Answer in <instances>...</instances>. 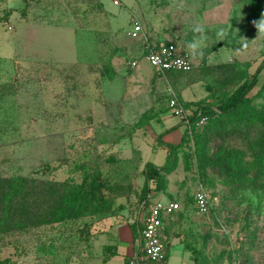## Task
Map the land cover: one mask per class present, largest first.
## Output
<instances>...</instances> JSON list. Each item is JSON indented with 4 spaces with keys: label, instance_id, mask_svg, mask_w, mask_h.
Wrapping results in <instances>:
<instances>
[{
    "label": "rangeland",
    "instance_id": "1",
    "mask_svg": "<svg viewBox=\"0 0 264 264\" xmlns=\"http://www.w3.org/2000/svg\"><path fill=\"white\" fill-rule=\"evenodd\" d=\"M261 21L264 0H0V187L23 186L7 200L0 264H122L145 191L180 204L165 219L169 264H264V122L242 105L189 130L169 103L218 105L256 73L245 96L264 111ZM145 38L176 42L193 67L154 71L138 55ZM147 165L165 167L160 180ZM78 185L85 206L50 222ZM39 214L49 222L33 225Z\"/></svg>",
    "mask_w": 264,
    "mask_h": 264
},
{
    "label": "built area",
    "instance_id": "2",
    "mask_svg": "<svg viewBox=\"0 0 264 264\" xmlns=\"http://www.w3.org/2000/svg\"><path fill=\"white\" fill-rule=\"evenodd\" d=\"M118 4V0H112ZM132 30L128 32L131 37H137L141 30L138 20L133 19ZM142 59L146 61L154 71L163 73L167 71H185L193 67V59L188 51L180 48L174 41L148 42L145 39ZM131 67L138 64L137 60H130ZM170 106L173 112L183 119V122L190 130L187 111L182 102L175 96L170 98ZM199 119L196 127H201L206 122V116L198 111ZM148 195L147 200L141 202L140 228L136 237L135 250L126 257L125 264H164L165 244L168 235L165 231L164 219L177 211L180 204L175 200L160 199L151 200ZM194 206L198 211L205 213L210 209V204L203 189H198L193 195Z\"/></svg>",
    "mask_w": 264,
    "mask_h": 264
},
{
    "label": "trees",
    "instance_id": "3",
    "mask_svg": "<svg viewBox=\"0 0 264 264\" xmlns=\"http://www.w3.org/2000/svg\"><path fill=\"white\" fill-rule=\"evenodd\" d=\"M264 64V61L258 66L257 72L260 68H262ZM256 80V73L251 77V79L245 80L237 89H235L228 97L225 98L224 101H220L218 105L213 106L211 103L201 101L197 103L195 107H192L189 102L181 101L184 108L189 111L187 114L188 117V123L190 126V129L193 130L196 127L195 123L199 119L198 111L200 110L201 115L206 116V122L201 127L207 126L210 123H213L214 121H217L219 118H221L224 115H232V112L240 111L242 108V113H250L254 116H257L259 119H262L261 121L264 122V111L256 109L255 107L251 106L249 103V100L245 96L246 93L252 88L254 85V82ZM181 100V99H179ZM242 108H236L242 106ZM189 109H192L190 111ZM181 125L187 127V125L183 122V119L179 122ZM263 142L260 144V151L258 154V161L261 164L260 169H264V137H262ZM172 146V145H169ZM171 148V147H170ZM171 152V149H170ZM226 157H230L231 159H234L236 166L234 167L236 174L241 177L246 175L250 169L251 165L246 164L243 162L242 158V152L239 150H231L227 151L225 154ZM149 168L145 169V175L147 182L150 179H154L155 177H158L160 180V170L165 169V167H154L153 165H147ZM172 165H169L166 169H171ZM259 175V174H258ZM25 179H21L20 181L25 182ZM18 181L12 179L7 180V191H5V183L2 184L0 187V203L2 205L0 206V234L6 233L7 231L11 230L13 227L9 224V216L11 215V209L9 206H7L8 202L7 200H11V194L14 192H20L22 189V185L17 184ZM253 182V181H252ZM84 193V188L81 185H78L76 188H72L69 190L61 200V205L57 206L52 214V218L49 220L50 222H61L67 218H69L71 212L74 208H80L81 206H85L86 204V198ZM149 195V192L145 191L143 195V200H147ZM86 199V200H85ZM7 204V205H6ZM47 221L45 216H42L41 214L36 216V221L33 225H39L42 223L49 222ZM25 221H17L15 222V226L17 229H23L25 227ZM140 223L137 222L134 230V237H137L138 230L140 228ZM168 242V241H167ZM109 248V247H107ZM166 254V253H165ZM164 258L166 259V255H164Z\"/></svg>",
    "mask_w": 264,
    "mask_h": 264
},
{
    "label": "crops",
    "instance_id": "4",
    "mask_svg": "<svg viewBox=\"0 0 264 264\" xmlns=\"http://www.w3.org/2000/svg\"><path fill=\"white\" fill-rule=\"evenodd\" d=\"M132 30V28L129 30V31H131ZM128 31V32H129ZM130 38H140V33H139V35H137V37H131L129 34H127ZM146 39V38H145ZM145 39H141V50H140V53L138 54L139 56H140V54H143V51H144V45H145ZM147 41H148V39H146ZM148 42H150V41H148ZM151 43H155V42H151ZM139 56H134V58L133 59H131V60H136V58L137 57H139ZM139 62V61H138ZM146 62V61H145ZM131 68H134L135 70H137V69H139L138 68V64H137V66H135V67H131ZM153 69V68H152ZM154 70V69H153ZM167 72H171V71H167ZM167 72H163V73H167ZM181 101V100H180ZM180 118V117H179ZM180 120H181V118H180ZM166 219V218H165ZM165 219H164V225H165V231H166V233H167V235L169 236V234H168V232H167V225H166V223H165ZM140 226V225H139ZM135 248H136V237H134V242H133V245H132V247H131V249H128L127 251H126V253L124 254V258H122V264H125V260H126V257L129 255V254H131L134 250H135ZM115 256V255H114ZM114 256H111V258H113ZM111 258H109L108 260H107V262H106V264H108V262L111 260ZM178 263V262H177ZM164 264H169V261L167 262V260L165 259V263ZM178 264H181V263H178Z\"/></svg>",
    "mask_w": 264,
    "mask_h": 264
},
{
    "label": "clouds",
    "instance_id": "5",
    "mask_svg": "<svg viewBox=\"0 0 264 264\" xmlns=\"http://www.w3.org/2000/svg\"><path fill=\"white\" fill-rule=\"evenodd\" d=\"M261 31H264V21H261L258 25Z\"/></svg>",
    "mask_w": 264,
    "mask_h": 264
}]
</instances>
